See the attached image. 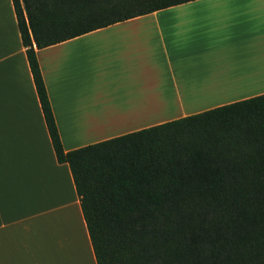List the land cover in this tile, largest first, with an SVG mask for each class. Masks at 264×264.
Returning a JSON list of instances; mask_svg holds the SVG:
<instances>
[{
	"label": "crops",
	"instance_id": "obj_1",
	"mask_svg": "<svg viewBox=\"0 0 264 264\" xmlns=\"http://www.w3.org/2000/svg\"><path fill=\"white\" fill-rule=\"evenodd\" d=\"M36 56L68 151L264 93V0H192ZM0 264H97L12 0H0Z\"/></svg>",
	"mask_w": 264,
	"mask_h": 264
},
{
	"label": "trees",
	"instance_id": "obj_2",
	"mask_svg": "<svg viewBox=\"0 0 264 264\" xmlns=\"http://www.w3.org/2000/svg\"><path fill=\"white\" fill-rule=\"evenodd\" d=\"M192 0H12L97 264H264V93L65 151L36 50Z\"/></svg>",
	"mask_w": 264,
	"mask_h": 264
}]
</instances>
